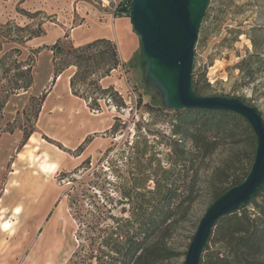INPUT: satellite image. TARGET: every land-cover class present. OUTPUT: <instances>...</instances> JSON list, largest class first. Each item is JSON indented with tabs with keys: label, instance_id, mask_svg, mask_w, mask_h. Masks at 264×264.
I'll use <instances>...</instances> for the list:
<instances>
[{
	"label": "rangeland",
	"instance_id": "374dc122",
	"mask_svg": "<svg viewBox=\"0 0 264 264\" xmlns=\"http://www.w3.org/2000/svg\"><path fill=\"white\" fill-rule=\"evenodd\" d=\"M120 2L0 0V23L23 27L11 30L15 39L38 34L18 44L21 57L33 55L34 49L41 47L33 55L32 85L14 93L0 106V135L18 127L33 129L25 142L22 134L18 145L4 154L7 168L27 167L33 175L36 162L43 171L51 172L50 155H66L75 162L51 173L53 193L41 215L29 216V211L19 216L13 214L11 223V215L5 217V210H0V264H107L118 258L116 248L121 250L134 237L141 215L135 197L133 200L135 189L139 193L143 187H151L152 176L146 173L170 165L174 111L161 106L157 91L145 80L140 42L135 54L123 62L113 41L120 64L105 76V68L94 64L82 79L80 75L86 69L82 62L74 87L70 80L77 66L66 67L59 74L61 79H57L59 75L54 78L52 63L50 66L48 61L52 58L48 47L57 40L65 46L82 45L75 40V28L82 23L86 6L114 12ZM207 6L209 15L201 22L194 46L192 76L206 95L241 97L255 106L264 120V67L257 68L253 78L237 68L238 61L254 51L249 37H254L257 50L264 53V0H209ZM20 9L30 12V16ZM99 50L101 47H95L93 51ZM66 80L69 82L65 85ZM48 99L51 103L63 99L82 101L90 112L88 122L93 132L76 146L78 137L75 140L69 138L72 134H64L60 128L62 120L52 116L57 112L40 117ZM225 148L221 145L216 150L208 161L209 167L218 163ZM2 191L0 183V196ZM206 204V194L201 192L187 221L176 225L167 239L176 255L161 264L183 263Z\"/></svg>",
	"mask_w": 264,
	"mask_h": 264
},
{
	"label": "trees",
	"instance_id": "16d2710c",
	"mask_svg": "<svg viewBox=\"0 0 264 264\" xmlns=\"http://www.w3.org/2000/svg\"><path fill=\"white\" fill-rule=\"evenodd\" d=\"M130 2L121 0L114 9V16H129ZM209 7H206L203 22L208 18ZM20 10L27 16L31 14ZM9 24L0 23V106L14 93L27 90L32 85L33 55L41 49L38 47L33 55L22 58L18 44L38 34L15 39L11 30L23 27ZM249 38L254 51L241 58L237 68L246 77L253 78L257 68L264 67V53L257 50L259 47L254 37ZM95 47H101V50L95 52ZM48 49L52 51L54 78L66 67L77 66L70 80L71 87H74L82 62L86 68L80 75L82 79L94 64L105 68L102 76L120 64L116 45L106 38H96L77 47L72 44L65 46L57 40ZM192 88L196 94L206 95L193 76ZM155 101L159 104L158 100ZM173 111V137L169 142L171 153L168 155L170 165L158 166L155 171L146 173L152 176L151 187H143V192L139 193L135 189L133 200L135 197L136 208L140 209L141 215L137 219L134 237L127 240L123 250L116 248L118 258L107 264H161L175 256L167 239L172 236L176 225L187 221L197 196L201 192L206 194L207 208L218 195L242 181L251 167L256 139L242 117L222 109L195 107ZM19 128L25 142L33 129ZM221 145H226V151L217 164L209 167V159ZM206 170L208 173L204 174ZM199 264H264V185L248 203L215 221Z\"/></svg>",
	"mask_w": 264,
	"mask_h": 264
},
{
	"label": "water",
	"instance_id": "95a60500",
	"mask_svg": "<svg viewBox=\"0 0 264 264\" xmlns=\"http://www.w3.org/2000/svg\"><path fill=\"white\" fill-rule=\"evenodd\" d=\"M209 0H131L129 19L145 59V80L161 106L222 109L242 117L256 146L242 181L218 195L200 217L182 264H199L215 221L238 210L264 185V120L258 109L237 96L198 95L192 88L194 46Z\"/></svg>",
	"mask_w": 264,
	"mask_h": 264
},
{
	"label": "crops",
	"instance_id": "0c3cea01",
	"mask_svg": "<svg viewBox=\"0 0 264 264\" xmlns=\"http://www.w3.org/2000/svg\"><path fill=\"white\" fill-rule=\"evenodd\" d=\"M79 5L83 7L82 4ZM81 18L83 19L82 23L75 28V40L78 44H85L96 38H106L116 43L121 61L126 62V59H130V57L135 54L138 42L140 41L139 36L132 29L128 17L114 16L113 11L101 12L90 6H86ZM48 61L51 66L52 58L51 60L48 59ZM57 79H61V75H59ZM68 82L69 81L66 80L64 84L66 85ZM47 103L45 102L43 104L40 117L43 118L45 114L48 115L57 112V114L53 113L52 116L62 120L60 128L64 134H72V136L68 134L67 136H69V138H75V140L78 137L79 141L75 143L76 146L81 144L85 136L93 132V128L91 124H89L91 120L90 112L82 101L77 99H63L62 101L58 100L51 103L48 99ZM22 134V130L18 127L13 131H4L0 135V150H2L0 151V156H3V159L0 161V183L3 184V191L0 196V210H5V217L11 215L9 220L11 223L14 219L13 214L19 216L29 211V216L35 214L41 215L53 193L50 189L51 173L63 165L70 166L75 163L66 155H63L61 158L50 155L49 161L53 162L50 166L52 168L51 172L43 171L37 162V171H33L35 172L33 175L30 174L27 167L17 166L18 168H7L6 159H4L6 155L4 154H7V151L9 149L11 150L13 146L18 145L19 140L22 138ZM53 137L60 140V138ZM42 147L41 143V148ZM42 157L43 153L39 156V160H41ZM42 165L43 164H41V166ZM6 229L9 230L10 228Z\"/></svg>",
	"mask_w": 264,
	"mask_h": 264
}]
</instances>
